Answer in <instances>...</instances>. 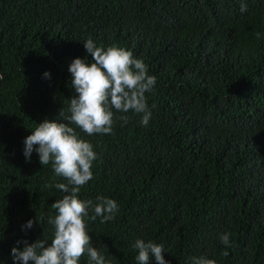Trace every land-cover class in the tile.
<instances>
[{
	"label": "trees",
	"instance_id": "1",
	"mask_svg": "<svg viewBox=\"0 0 264 264\" xmlns=\"http://www.w3.org/2000/svg\"><path fill=\"white\" fill-rule=\"evenodd\" d=\"M89 38L130 50L157 80L148 126L129 112L113 135L76 129L98 156L80 199L119 206L87 222L93 246L107 264H137L136 239L162 244L169 264H264V0H0V264L18 241H51L64 193L45 185L67 181L35 152L28 162L24 141L64 122Z\"/></svg>",
	"mask_w": 264,
	"mask_h": 264
},
{
	"label": "clouds",
	"instance_id": "2",
	"mask_svg": "<svg viewBox=\"0 0 264 264\" xmlns=\"http://www.w3.org/2000/svg\"><path fill=\"white\" fill-rule=\"evenodd\" d=\"M246 4H241V12H247ZM261 39V33H255ZM83 46L88 59L76 58L70 66L71 88L74 96L67 108L61 111L64 122L45 120L27 136L24 144V156L31 162L33 152L43 166L51 164L57 177L67 183L46 184V188L55 187L64 193L51 207L56 210L54 217L49 216L47 223L52 225L51 241L46 235L29 243L18 241L11 250L14 264H80L87 256L88 264H107L100 254L88 231V221L101 218V223L114 220L119 212L117 202L105 196L95 201L80 199L82 189L94 178L93 163L98 159L93 145L82 139L76 129L87 136L113 135L117 120L127 123L129 112L141 115V124L148 126L152 117L146 94H154L157 80L149 75L148 66L142 59L136 58L130 50L117 45L97 46L89 38ZM48 79L51 74L46 72ZM116 113L121 115L117 116ZM66 121V122H65ZM36 220H29L24 229H32ZM220 242L232 247L230 233H221ZM23 244V249L19 247ZM132 249L137 251V264H169L164 258L166 252L162 244L144 239H136ZM229 253L223 252L224 256ZM191 264H216L207 256L190 258Z\"/></svg>",
	"mask_w": 264,
	"mask_h": 264
}]
</instances>
